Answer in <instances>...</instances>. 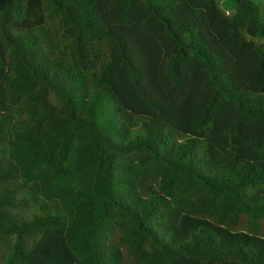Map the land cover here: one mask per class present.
I'll return each instance as SVG.
<instances>
[{"label":"trees","instance_id":"16d2710c","mask_svg":"<svg viewBox=\"0 0 264 264\" xmlns=\"http://www.w3.org/2000/svg\"><path fill=\"white\" fill-rule=\"evenodd\" d=\"M0 0V264H264V1Z\"/></svg>","mask_w":264,"mask_h":264},{"label":"rangeland","instance_id":"374dc122","mask_svg":"<svg viewBox=\"0 0 264 264\" xmlns=\"http://www.w3.org/2000/svg\"><path fill=\"white\" fill-rule=\"evenodd\" d=\"M264 1V0H263ZM221 8L226 11V13H231L233 11L232 0H217Z\"/></svg>","mask_w":264,"mask_h":264}]
</instances>
